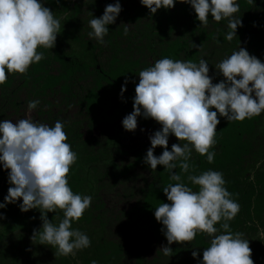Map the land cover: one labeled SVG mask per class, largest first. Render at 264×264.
I'll list each match as a JSON object with an SVG mask.
<instances>
[{"label":"clouds","instance_id":"9594fccd","mask_svg":"<svg viewBox=\"0 0 264 264\" xmlns=\"http://www.w3.org/2000/svg\"><path fill=\"white\" fill-rule=\"evenodd\" d=\"M152 14L159 10L173 9L177 0H140ZM190 4L202 27L214 21H227L225 39L237 37L242 19L238 0H179ZM249 4L255 0H248ZM122 11L119 0L108 4L104 14L89 21L91 39L105 43L109 25L116 23ZM61 23L43 0H0V85L12 73L25 74L31 65L44 59L40 48L53 49L60 34ZM128 29L125 28V35ZM219 43V41H218ZM197 47V46H196ZM225 78L214 84L209 75V63L200 59L173 60L162 58L139 73L135 87L134 111L123 121L126 131L134 132L138 118H151L162 127L150 136L152 147L148 149L145 163L152 170L164 166L175 181L163 188L167 200L155 208L156 220L163 225L168 246L159 252L172 256L171 245L192 241L198 233H206L210 245L204 248L199 264H254L249 240L239 232L233 233L229 222L239 212L240 206L226 188L223 174L208 170L199 175L189 174L188 186L174 170L190 173L193 150L214 161L218 114L230 123L251 119L264 113V62L239 46L230 56L215 66ZM128 81L121 86V95L127 91ZM40 101L28 102L31 114ZM215 109V110H213ZM65 124L57 121L54 126L34 122L31 118L0 120V165L8 171L11 187L5 196L7 204L22 200L24 213L38 209L43 221L42 229L34 230L32 240L56 249L55 255H75L91 246L87 234L73 228L92 203L91 196L74 193L68 175L77 161V154L68 143ZM180 141L168 150L169 137ZM184 142V143H181ZM162 147L157 157L154 151ZM63 211V219L57 225L49 221L48 213ZM0 218H4L0 214ZM222 222V223H221ZM220 223V228L216 225ZM194 258L199 252L193 251ZM92 264H97L95 260Z\"/></svg>","mask_w":264,"mask_h":264},{"label":"trees","instance_id":"16d2710c","mask_svg":"<svg viewBox=\"0 0 264 264\" xmlns=\"http://www.w3.org/2000/svg\"><path fill=\"white\" fill-rule=\"evenodd\" d=\"M43 2L55 15L66 16V25L73 33L72 46L87 50V58L74 59L68 54L57 52L54 55H44V59L31 65L25 74H9L6 83L0 85V106H6L5 109L11 111L15 120H18L24 119L29 114L27 107L29 101L39 100L38 107L31 112L34 117L40 118L39 123L54 126L57 121L64 122L66 134L73 133L75 138H84L81 142L92 153H95L97 148L104 147L101 136L103 128L96 120L100 111L109 104L120 101L121 86L125 80L129 81L131 76L138 73L136 69L144 70L165 57L198 63L200 60L198 47L207 44L224 45L226 33L229 31L227 21L216 22L211 17H209L208 27H202L191 5L181 3L179 0L173 9H161L156 14H152L140 0H119L122 11L116 23L109 25L110 31L104 38L105 43L100 44L88 36V33L92 31L89 21L93 16L101 17L105 7L108 4H115L116 0L77 2L43 0ZM238 3L240 12L237 15L242 19L243 26L238 27L233 44H241L245 38H248L250 46L257 44L255 48L260 47L259 51H263L264 0H255L252 4H249L248 0H238ZM176 15H182L186 23L180 32L179 39L171 43L166 37L167 34L175 31L171 22ZM125 28L128 29L127 35H125ZM147 51L152 61L145 64L144 55ZM228 52V56L233 53ZM124 55L127 57L134 55L136 58L126 62ZM135 94V91L130 93L125 100L132 112ZM218 119L220 124L217 126L216 144L211 149L216 154L214 161L209 163L206 156L193 150L189 161L192 166L190 173H183L179 167L174 172L179 173L182 180L194 190L196 186L187 181L189 174L199 175L208 170L221 172L226 181L227 190L240 206L236 217L229 222L230 228L233 233L239 232L240 229L249 233L254 229L250 226L251 222L254 223V219L264 226V171L257 173L256 181L241 177L245 161L253 149L249 138L256 130L261 115L231 123L219 114ZM99 134L101 137L98 136ZM179 143L178 138L170 135L168 150L171 151L172 145ZM137 145L138 141H135L129 152H122L135 157L134 162L125 167V170L131 171L138 166L146 168L150 179L139 190L137 207L124 213L128 222V232L137 243L152 237L168 246V241L162 232L163 225L156 220L154 211L161 203H171L167 200L163 188L175 181L170 179V173L164 166L158 165L156 170H152L145 163L147 151L151 147L144 145L142 148H137ZM163 150L162 147L156 148L154 154L159 157ZM85 172V165L77 163L68 175L73 192L82 196L88 195V180L84 177ZM6 179L9 183L8 177ZM1 180L2 177H0ZM95 202L96 209L104 208L105 203L99 194L96 195ZM21 203L22 200L7 204V207L0 211L4 217L0 218V246L8 236L14 235L18 243L13 245L19 257L30 258V247L35 245H40L44 250L50 249L55 254L56 249L52 246L42 245L38 240L31 239L34 230L42 229L40 210L34 209L24 213L20 210ZM47 215L49 221L55 222L57 219H62L63 211L58 209L56 213ZM216 227L220 228V223ZM24 239H31L34 245L29 246L22 241ZM210 239L206 233H198L190 242L172 244V256H164L160 253V257L163 256L167 264H192L190 257L192 252L197 251L199 257L202 256L204 248L210 245ZM109 245L110 247L107 246L105 249L99 245L97 249L101 253L108 251L110 255L107 257V264H115L116 259L121 258V252L116 245ZM251 248L254 264H264V249H259L253 243ZM19 257L14 261L17 262ZM55 257H52V261L59 262V257L56 255ZM97 258L101 260L98 256ZM90 260L95 259L91 257Z\"/></svg>","mask_w":264,"mask_h":264},{"label":"rangeland","instance_id":"374dc122","mask_svg":"<svg viewBox=\"0 0 264 264\" xmlns=\"http://www.w3.org/2000/svg\"><path fill=\"white\" fill-rule=\"evenodd\" d=\"M84 1V0H73ZM60 20L61 29L57 37L56 46L53 49L40 48L43 55H54L57 52L68 54L74 59L87 58L88 52L78 46H72L73 33L71 28L66 25V16L55 15ZM186 20L181 16H175L171 22V26L175 29L166 39L169 42H176L179 39L180 32L183 29ZM208 27V25L206 26ZM250 44V39L245 38L241 44H233L232 41H227L224 45H212L198 47L197 51L199 59H206L209 63V75L213 77V83H219L225 78L219 74L215 66L223 59L228 57V51L234 52L239 50V46L245 48L250 55H253L264 61V46L263 51L255 48L257 44ZM149 51L145 52V64L151 63ZM126 62L135 60V56L124 55ZM149 66V65H148ZM147 66V67H148ZM143 69H136L137 74L131 76L128 81L127 91L121 95L119 94V102L109 104L104 107L98 117L97 122L102 125V148H97L95 153L90 152V149L81 142L84 138H75L73 133H67L68 143L71 144L72 150L77 154V163L85 165L84 177L88 180L87 196L92 197V203L88 210L85 211L82 218L73 223V228L88 235L91 240V246L83 250L77 251L76 254L69 256L57 255L59 262L52 261L55 254L50 249H42L40 245L30 247L31 256L19 257L15 252L14 245L18 243L14 235L8 236L0 246V264H92L90 260L93 257L97 264H107V257L110 255L108 251L101 253L98 251L99 245L103 249L109 244L116 245L120 250V259H116L115 264H167V260L162 256L160 257L159 250L165 246L162 241L149 237L137 243L128 232V222L124 213L128 212L138 205L139 190L144 186V183L150 179L149 171L146 168L136 167L134 170H125L129 164H132L135 157L132 154H124L122 152H129L132 149V143L138 141L137 148L152 147L149 137L154 135L156 131L161 130V125L155 120L143 116L138 118V127L134 132L126 131L123 127V119L132 113V110L125 103L127 96L135 91L136 84L139 83V73ZM6 106H0V120L11 119L16 121L13 114ZM12 117V118H11ZM24 118H31L34 122L39 123V119L34 117V114H28ZM140 119H143L140 121ZM19 120V119H18ZM101 134V132H100ZM100 134L98 136H100ZM100 136V137H101ZM253 146L252 153L245 161L244 167L241 172L243 179L256 181V175L260 171H264V113L261 114V120L249 138ZM159 148V147H157ZM71 167V168H72ZM71 170V169H70ZM126 171V173H124ZM132 172V173H131ZM0 203H3L4 197L8 192L11 185L8 183V171L0 165ZM99 194L103 199L104 208L96 209V195ZM1 211V209H0ZM93 213V215H92ZM102 218V219H100ZM264 218V217H263ZM63 219V216H62ZM62 219H57L54 223L59 224ZM86 219V220H85ZM264 221V219H263ZM253 226L249 233L243 232V238L249 240L251 243L257 245L259 249H264V226L254 219ZM17 237V236H16ZM24 243L34 245L31 239L22 240ZM14 244V245H13ZM13 245V247H11ZM252 249V248H251ZM97 256L101 258L99 261ZM19 257L17 262L15 258ZM191 257L192 264H199L203 260V255L199 258ZM56 258V257H55Z\"/></svg>","mask_w":264,"mask_h":264}]
</instances>
